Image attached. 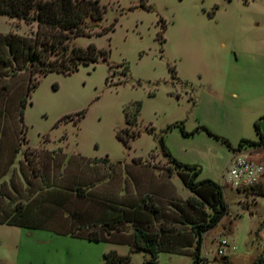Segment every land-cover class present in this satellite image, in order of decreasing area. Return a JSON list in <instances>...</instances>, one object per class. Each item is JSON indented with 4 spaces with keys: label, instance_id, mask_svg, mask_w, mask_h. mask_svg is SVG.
<instances>
[{
    "label": "rangeland",
    "instance_id": "obj_1",
    "mask_svg": "<svg viewBox=\"0 0 264 264\" xmlns=\"http://www.w3.org/2000/svg\"><path fill=\"white\" fill-rule=\"evenodd\" d=\"M100 1V24L116 22L115 30L73 43L111 49L107 61L46 76L0 64V221L25 215L28 226H0V264H106L111 249L129 253L136 226L159 233L160 248L184 251H162L159 264H194L192 223L204 210L188 202L197 195L165 155L162 136L174 157L201 167L198 179L226 186L231 212L204 233L208 260L200 264H253L264 257V182L242 193L224 174L239 142L259 139L256 122L264 133V0ZM36 27L0 15V32L31 35ZM137 101L138 124L129 129L140 135L128 148L117 130ZM176 123L190 132L205 125L233 148L205 130L185 136ZM250 152L264 164V148ZM66 228L119 243L57 231ZM225 237L235 249L221 255ZM148 258L139 251L131 262Z\"/></svg>",
    "mask_w": 264,
    "mask_h": 264
},
{
    "label": "trees",
    "instance_id": "obj_2",
    "mask_svg": "<svg viewBox=\"0 0 264 264\" xmlns=\"http://www.w3.org/2000/svg\"><path fill=\"white\" fill-rule=\"evenodd\" d=\"M106 11L107 6L102 4L100 0H0V15L19 17L30 24L33 22L37 24L36 30L32 31L31 35H21L12 31L0 32V64L6 67L13 65L16 70H29L31 76H46L52 72L70 74L77 71L81 65L93 64L95 66L100 60L107 61L111 49L99 48L95 42H90L87 46L73 43V39L80 36H101L114 31L116 22L107 26L100 24ZM164 29L165 26H163ZM161 37L165 39L162 33ZM129 71L130 68L127 65L125 74H129ZM171 71L176 73L174 68H171ZM30 80L32 81V79ZM39 83V79L32 82L29 91L38 87ZM136 103L137 108L135 110L125 109L126 127L117 130V137L128 148L131 147V141L140 135L139 131L129 129L131 125L138 124L142 103L140 101ZM26 106L27 99H21L22 120H25ZM84 114L85 110L78 112L77 118L73 121L76 124L79 123ZM262 118L264 119V116ZM174 127H180L185 136L193 135L199 130H205L209 135L222 139L231 149L233 148L229 139L214 133L205 125H200L191 132L186 130L184 124L176 123ZM255 129L259 139L243 138L239 142L240 147L244 145L264 147V133L259 122L255 123ZM160 143L165 155L176 166L186 170L181 174L182 181L187 188L197 195L190 196L188 202L197 206L201 205L204 210L203 218L198 223H192L196 225L193 228L196 240L190 245L193 248L194 264H200L202 261H207V258L201 255L204 233L217 227L230 212V205L225 198L224 186L211 178L198 179L202 171L199 165L184 163L174 157L165 144L164 136L160 138ZM32 150L39 152L38 149L32 148ZM27 152L26 157L28 156ZM140 158L134 160L137 161ZM206 205L211 207V213L206 211ZM28 207L29 205L24 213L30 211ZM22 216L17 222L2 220L0 223L28 227L25 222L26 216ZM71 229L66 231L57 229V231L61 234H72V236L87 238L91 241L119 243L92 234L87 236L74 235L73 230L70 231ZM133 246L128 254H121L116 249L105 252L103 256L106 264H132V253L139 251H146L150 254V258L145 261V264H159V253L162 251L184 253V251L160 248L159 233L145 230L139 226L134 229ZM253 264H264V257L260 256Z\"/></svg>",
    "mask_w": 264,
    "mask_h": 264
},
{
    "label": "built area",
    "instance_id": "obj_3",
    "mask_svg": "<svg viewBox=\"0 0 264 264\" xmlns=\"http://www.w3.org/2000/svg\"><path fill=\"white\" fill-rule=\"evenodd\" d=\"M239 146L233 149L232 158L224 174V184L239 192L254 190L264 182V164L253 158L254 147ZM235 249L226 238L219 240L218 253L225 255L227 248Z\"/></svg>",
    "mask_w": 264,
    "mask_h": 264
},
{
    "label": "crops",
    "instance_id": "obj_4",
    "mask_svg": "<svg viewBox=\"0 0 264 264\" xmlns=\"http://www.w3.org/2000/svg\"><path fill=\"white\" fill-rule=\"evenodd\" d=\"M85 37H86V36H85ZM77 38H78V37H77ZM258 148H264V147H254V149H258ZM82 156H83V155H82ZM201 172H202V171H201ZM223 186H224V192H225V187H226V186H225V185H223ZM230 212H231V207H230ZM230 212H229V213H230ZM229 213H228V214H229ZM228 214H227V215H228ZM227 215H226V216H227ZM2 225H10V224H8V223H0V226H2ZM225 238H226V237H225ZM226 239H227V238H226ZM101 242H104V241H101ZM108 243H111V242H108ZM111 244H114V243H111ZM232 246H234V245H232ZM192 250H193V248H191V251H192ZM129 252H130V250H129ZM134 253H136V252H134ZM160 253H161V252H160ZM160 253H159V256H160ZM127 254H128V253H127ZM132 254H133V253H132ZM148 254H149V253H148ZM131 257H132V255H131ZM149 258H150V254H149ZM149 258H148V259H149ZM206 258H207V257H206ZM148 259H146V260H148ZM207 260H208V259H207Z\"/></svg>",
    "mask_w": 264,
    "mask_h": 264
}]
</instances>
